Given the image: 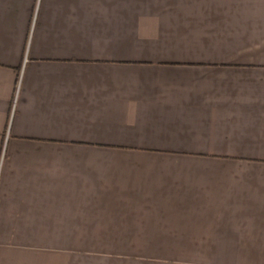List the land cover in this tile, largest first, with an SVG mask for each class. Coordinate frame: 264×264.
Returning <instances> with one entry per match:
<instances>
[{"label":"crops","instance_id":"1","mask_svg":"<svg viewBox=\"0 0 264 264\" xmlns=\"http://www.w3.org/2000/svg\"><path fill=\"white\" fill-rule=\"evenodd\" d=\"M0 264H264V0H0Z\"/></svg>","mask_w":264,"mask_h":264}]
</instances>
